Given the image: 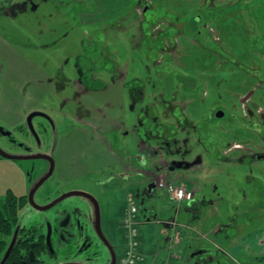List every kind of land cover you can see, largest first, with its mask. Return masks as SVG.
Returning a JSON list of instances; mask_svg holds the SVG:
<instances>
[{
	"label": "rangeland",
	"instance_id": "374dc122",
	"mask_svg": "<svg viewBox=\"0 0 264 264\" xmlns=\"http://www.w3.org/2000/svg\"><path fill=\"white\" fill-rule=\"evenodd\" d=\"M0 57L19 68L18 97L0 111L16 123L58 105L38 100L47 89L37 82L66 62L94 66L83 84L98 90L70 99L65 113L80 124L59 143L38 203L72 188L92 196L118 257L120 221L137 204L140 264H264V159H250L264 158V0H0ZM34 169L1 159L0 200L24 196L44 171ZM167 183L192 188L193 199L173 201ZM74 207L91 246L59 243L45 264L106 262L93 207L79 198L22 210L20 225L40 230L43 216Z\"/></svg>",
	"mask_w": 264,
	"mask_h": 264
},
{
	"label": "flooded vegetation",
	"instance_id": "af4514ba",
	"mask_svg": "<svg viewBox=\"0 0 264 264\" xmlns=\"http://www.w3.org/2000/svg\"><path fill=\"white\" fill-rule=\"evenodd\" d=\"M5 44L6 41L4 40ZM12 55V54H11ZM14 57L16 55L14 54ZM8 57H0V111L3 108H6V106H2L3 99L9 100L10 98H16L14 96H17L16 88L18 86V75H19V68L18 65H14L13 62H7ZM14 65V69L12 70V66ZM63 67L66 68V71L64 72ZM71 69L73 71H71ZM59 73H57V78H54V80H46L43 79L42 81L45 82H37L36 84H42L45 86L46 91H40L37 90L38 94L40 95L38 100L41 101L43 98H49L51 101H58V105H55L54 107H50L49 109H43V110H30L26 113L23 119H21L18 123L11 120L8 121L7 119H3L0 116V141L3 139L0 143V153L3 152L7 155L16 156L18 160L8 159L0 154V160H9L13 162H32V165L35 167V169H38L40 171L41 168L44 167V171L38 172V175L36 179L34 180V183L30 189L25 193L23 196L26 201V207L25 209L38 211L37 207H43L58 197H60L63 194H66L71 191H81L72 188L71 190L67 191L66 193L60 194L57 197L50 199L49 196L46 194L45 196L42 195L44 200L42 198H39V201H42L41 203L37 202V192L42 188V186L52 178L54 171H55V156L57 152V148L59 143L65 139L66 132L70 128V124H80V119H75L74 122H71L69 120L70 116L69 114L65 113V109L70 105V99H79L88 93V90L90 92L97 91L98 88L93 89V87H88V83L93 82V74H94V66L90 64V62H86V65L83 63H72L71 66L68 65L66 62L63 66L59 67L58 69ZM84 77L91 79L88 83H84ZM5 78V80H4ZM95 82H98L95 80ZM84 85L85 91H84ZM12 89V90H11ZM81 89V90H80ZM18 97V96H17ZM68 102V104H67ZM62 103V105L59 106V104ZM248 103V102H247ZM54 110L55 115L53 116V113H51V110ZM45 110V111H44ZM211 111V110H210ZM250 111V109L248 110ZM39 113L42 114L41 116H36L31 119L30 123L28 122V116L32 113ZM57 112V113H56ZM217 112H222L220 110H216L214 114L215 118ZM223 113V112H222ZM211 114V113H210ZM66 115V116H65ZM250 116L251 113H249ZM261 115V114H260ZM224 116V113H223ZM217 118V119H222ZM262 119L263 116L261 117ZM38 119V121L35 122V120ZM155 121V119H154ZM156 122V121H155ZM157 123V122H156ZM155 123V124H156ZM71 130V129H70ZM72 133V131H71ZM235 149H238V147H235ZM35 156H45V159H26L27 157H35ZM51 158L53 160V172L48 177V179L36 190L33 196V202L35 203V206L30 205L28 201V194L32 191V189L35 187V185L43 178L47 177L49 175L51 163L47 158ZM250 159H252V162H255V160H263V156H256L255 158L250 156ZM41 161L43 163V166H38L34 164L35 161ZM34 169V170H35ZM84 192V191H83ZM85 193V192H84ZM87 194V193H86ZM89 195V194H88ZM76 198H79L85 202H87L89 205L93 207V217L90 219V223L94 227V231L96 230V212H95V206L92 202V200L86 196H76ZM58 203L56 206H54L50 210L57 209L59 206ZM49 210V211H50ZM74 210L71 214L66 213L65 211L62 212L60 215V219L56 218L55 212L52 213L53 217L52 219H49L48 223L51 224L52 227V233L50 237V245L55 252L53 255L50 253L51 250H48L47 242H46V236H47V229L45 228V223L41 222V229L38 230L35 227L30 228L29 230L25 227H20L19 234H18V242L17 245L19 247V261H17V264H45V257L49 258L50 260L54 261L57 260L58 255V244L59 243H73L75 242L77 246V251L83 252L87 248H89L91 243H88L87 239L82 238V234L84 232V225L82 224L81 217L79 218L78 212L79 209L74 207ZM55 211V210H54ZM48 212V211H47ZM50 215V216H52ZM45 217V216H43ZM42 218V217H41ZM56 218V219H55ZM40 224V223H39ZM38 224V225H39ZM96 235L99 238L98 240L105 246L107 251V258L106 262L101 264H110L111 262V249L114 251L113 244L109 241V239L105 237V240L107 243L111 246H106V243L103 242V240L100 238V236ZM80 241H82V246L80 247ZM7 247V246H6ZM196 252V253H195ZM202 251L197 252L195 250L193 254L197 255L201 253ZM63 263H69V262H63ZM59 264V263H56ZM62 264V263H60ZM73 264H83L82 262H73Z\"/></svg>",
	"mask_w": 264,
	"mask_h": 264
},
{
	"label": "water",
	"instance_id": "95a60500",
	"mask_svg": "<svg viewBox=\"0 0 264 264\" xmlns=\"http://www.w3.org/2000/svg\"><path fill=\"white\" fill-rule=\"evenodd\" d=\"M42 114H39L37 112L35 113H32L28 116V122L30 123L31 119L36 117V116H41ZM223 116V113L222 112H217L216 113V117L217 118H221ZM2 156L8 158V159H13V160H18V159H22V158H18L16 156H11V155H7L3 152L0 153ZM46 157L45 156H35V157H27L26 159H45ZM50 163H51V167H50V171H49V175L43 179H41L36 185L35 187L32 189L31 192H29L28 194V201L30 203V205L32 206H35L34 202H33V196H34V193L36 192V190H38V188L48 179V177L51 175V173L53 172V160L51 158H47ZM76 196H86L88 198H90L95 206V212H96V231H97V234L100 236V238L103 240L104 243H106V246H110L107 241L105 240V237L103 236L102 234V231H101V223H100V211H99V207L95 201V199L84 193V192H81V191H71V192H68L66 194H63L61 195L60 197H58L57 199H55L54 201H52L51 203L43 206V207H37L36 208L38 209V211H40L41 213H44V212H47L49 211L50 209H52L54 206H56L58 203H61L62 201L66 200V199H69V198H72V197H76ZM49 219H52V217H47L45 216L42 220V223H45L46 225V229H47V236H46V242H47V247H48V250H51L50 253L53 255L55 252L53 251L51 245H50V237H51V233H52V227H51V224L48 223ZM19 229H20V223L16 226L14 232H13V235L10 239V242L0 260V264H5L7 259L9 258L10 254L13 252L18 240V234H19ZM110 249H111V246H110ZM115 261H116V255L115 253L112 251L111 249V262L110 264H115ZM63 264H73V263H63Z\"/></svg>",
	"mask_w": 264,
	"mask_h": 264
},
{
	"label": "built area",
	"instance_id": "2783aa9c",
	"mask_svg": "<svg viewBox=\"0 0 264 264\" xmlns=\"http://www.w3.org/2000/svg\"><path fill=\"white\" fill-rule=\"evenodd\" d=\"M165 187L171 198L176 202L189 201L193 198L190 191L175 185H160ZM137 206L133 204L122 220L123 228L126 231L127 249L125 253L117 260L116 264H138L142 261L141 254L139 253L140 243L138 240L139 232L137 223L135 221L137 215Z\"/></svg>",
	"mask_w": 264,
	"mask_h": 264
},
{
	"label": "trees",
	"instance_id": "16d2710c",
	"mask_svg": "<svg viewBox=\"0 0 264 264\" xmlns=\"http://www.w3.org/2000/svg\"><path fill=\"white\" fill-rule=\"evenodd\" d=\"M25 207V198L23 196L18 198L10 191H8L5 200H0V235L3 236V239L0 240V260L16 226L19 224L20 212ZM19 254V247L16 245L5 264H17V261L20 260Z\"/></svg>",
	"mask_w": 264,
	"mask_h": 264
},
{
	"label": "crops",
	"instance_id": "0c3cea01",
	"mask_svg": "<svg viewBox=\"0 0 264 264\" xmlns=\"http://www.w3.org/2000/svg\"><path fill=\"white\" fill-rule=\"evenodd\" d=\"M190 189L192 190V188H190ZM192 191L194 192V190H192ZM139 217H140V216H139ZM263 239H264V237H263L262 239H259V241L262 242V241H264ZM166 240H167V239H166ZM176 242H177V241L175 240L174 244H176ZM261 242H260V245H259V246H260V250L263 249V244H261ZM202 252H203V251H202ZM239 252H240V250L238 251V253H239ZM193 255H195V254H193Z\"/></svg>",
	"mask_w": 264,
	"mask_h": 264
}]
</instances>
